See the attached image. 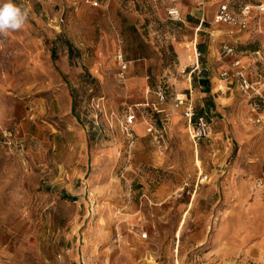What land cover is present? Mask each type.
Wrapping results in <instances>:
<instances>
[{
    "label": "rangeland",
    "instance_id": "1",
    "mask_svg": "<svg viewBox=\"0 0 264 264\" xmlns=\"http://www.w3.org/2000/svg\"><path fill=\"white\" fill-rule=\"evenodd\" d=\"M13 3L27 19L0 33V264H264L263 100L235 80L209 145L175 116L212 39L264 77V0ZM223 5L250 7L247 28L215 23Z\"/></svg>",
    "mask_w": 264,
    "mask_h": 264
},
{
    "label": "built area",
    "instance_id": "2",
    "mask_svg": "<svg viewBox=\"0 0 264 264\" xmlns=\"http://www.w3.org/2000/svg\"><path fill=\"white\" fill-rule=\"evenodd\" d=\"M204 3L201 2L199 4L200 7H203ZM250 7H245V9L242 11V16L238 19H235V17L232 16L231 13L228 11V6L223 5L220 7V10L218 14L215 17V23H225L228 25L238 26L241 29H246L248 25V16L250 15ZM168 17L170 20L175 22L182 21L181 14L178 8L172 7L168 10ZM222 51L223 57H228L235 55V49L233 47L225 46ZM118 62L120 64L122 72L128 69V63L124 61V58L122 55H119ZM235 67H240V63L237 61L234 65ZM221 79L224 82H232L237 80L241 92L248 96H255L257 98L262 97V91L261 87H263V84H256L253 83L247 73H245L244 70H229L221 74ZM191 92L189 97H185L182 99H179L176 101L175 107L177 109L182 108L183 109V116L186 120H188L189 125V134L191 140L197 146L199 143H210L212 140V131H211V123L208 119L206 114H199L197 113L196 106L193 103L191 99ZM256 105H254L253 111L255 112L257 110ZM134 115H130L128 119V123L132 124L135 120ZM252 122L254 124H261V118H253ZM149 133L153 132V128H150L148 130ZM253 185L255 188H264V172L254 179ZM140 238L142 240L148 239V234L143 233Z\"/></svg>",
    "mask_w": 264,
    "mask_h": 264
},
{
    "label": "crops",
    "instance_id": "3",
    "mask_svg": "<svg viewBox=\"0 0 264 264\" xmlns=\"http://www.w3.org/2000/svg\"><path fill=\"white\" fill-rule=\"evenodd\" d=\"M191 1H194V0H191ZM199 2H197V5L199 4ZM197 9L198 8L195 6V10H197ZM202 23H204V19L202 20ZM224 25H226V24H224ZM228 26L232 27L233 25H228ZM236 27H238V26H236ZM239 29H241V28H239ZM224 32L229 33L228 30H224ZM230 33H232V32H230ZM201 44H204V42ZM225 46L233 47V46L227 45V44H225L221 47L213 39L209 41L207 48L205 47V56L207 58V63L205 64V66L203 68V76H202L203 81L198 82V86H195V92H193V94H191V99L196 106L197 113L206 114L208 119L210 120V123L212 122V120L209 118V115H211V114L216 115L220 120H222L223 118L226 117L225 115L227 113V110L231 109V107L234 105V101H232V97L231 96L229 97L227 95V93L229 91H231V88L234 85V83H233L234 81L227 83V82L222 81V79H221V74L226 72V71H229V70L235 71L236 69L237 70H244L245 73H247L249 79L253 83L263 84V87H261L262 97L260 99H262L263 103H264V99H263L264 77H261V78L258 77L259 80L253 79L252 73L249 72V70L251 68V64L243 61V59L241 57H239L237 53L235 55H232V56L223 57L222 51L224 50L223 48ZM201 48L203 49L204 47H201ZM237 61L240 63V67H238V68L234 66ZM219 77H220V79H219ZM215 81H218L220 83H224L225 88H224V86H222V87H220L218 92H216L215 88H214L216 86V85H214ZM209 84H213L214 86L209 87L208 86ZM190 87H192V85ZM190 92L192 93V91H190ZM219 93H221V94H219ZM189 96H190V94H187V97H189ZM194 98L198 101L197 105L194 101ZM253 105H251V112H254L252 109ZM175 116H177L176 120L181 119L183 123L185 121V123H184L185 126L179 128L178 131H176V133L186 134V132L189 131V125L187 122L188 120H186L184 118V116L180 115V113L175 114ZM251 117H254V118L259 117V118H261V122H262L261 124L264 123V112L252 113ZM250 122H252V118L250 119ZM203 143L206 145H209L205 142H203ZM261 213L264 214V206H262V208H261Z\"/></svg>",
    "mask_w": 264,
    "mask_h": 264
},
{
    "label": "clouds",
    "instance_id": "4",
    "mask_svg": "<svg viewBox=\"0 0 264 264\" xmlns=\"http://www.w3.org/2000/svg\"><path fill=\"white\" fill-rule=\"evenodd\" d=\"M27 19V12L15 5L13 0L0 3V33L20 29Z\"/></svg>",
    "mask_w": 264,
    "mask_h": 264
}]
</instances>
